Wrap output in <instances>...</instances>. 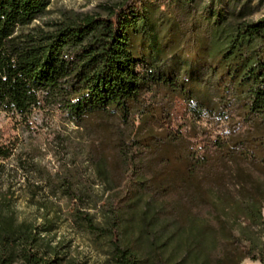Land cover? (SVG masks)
<instances>
[{
	"label": "trees",
	"instance_id": "16d2710c",
	"mask_svg": "<svg viewBox=\"0 0 264 264\" xmlns=\"http://www.w3.org/2000/svg\"><path fill=\"white\" fill-rule=\"evenodd\" d=\"M53 1L0 0V111L57 115L77 131L54 134L60 149L47 152L70 156L59 171L32 162L36 189L97 230L82 207L91 203L115 264H149L164 252L168 261L190 255V264H264V17L247 21L226 0H122L105 16L33 27ZM156 89L181 97L198 122L225 127L212 171L192 168L160 189L157 148L170 141L156 126ZM15 156L0 138V179ZM15 199L0 187V264H60L41 254L55 227L50 207L41 205L38 228L20 220Z\"/></svg>",
	"mask_w": 264,
	"mask_h": 264
},
{
	"label": "rangeland",
	"instance_id": "374dc122",
	"mask_svg": "<svg viewBox=\"0 0 264 264\" xmlns=\"http://www.w3.org/2000/svg\"><path fill=\"white\" fill-rule=\"evenodd\" d=\"M122 0H54L46 13L34 22L33 27L49 29V24L60 22L64 15H100L105 16V8ZM237 12L246 13L245 20L257 21L264 17L263 0H226V4ZM156 126L170 141L169 145L157 148L162 164L155 170L160 174L156 188H167L184 181L192 168L201 172L215 168L216 156L224 153L223 144L225 127L222 123L203 119L198 122L190 113L188 105L176 94L166 89H156L154 95ZM77 137L76 129L64 125L56 115L50 120L39 112H34L28 120H22L12 114L0 111L1 142L14 147L15 157L3 164L0 187L12 189L16 194L15 208L20 220L35 221L38 228L43 222L45 212L42 204L50 209L48 217L55 223L51 235L43 237L41 254L48 258H60V264H115V251L109 232L104 231L102 214L92 210L91 203L82 207L93 215L97 230H93L80 220H76L63 200L48 194L47 189H36L37 180L29 170L32 162L47 166L52 172L60 170V165L70 163L67 153H58L56 158L48 153L49 147L60 149L53 143L54 134ZM33 147L40 149L35 158L29 154ZM89 167L88 163H85ZM86 176L94 183V195H103L102 186L95 181L90 169ZM61 208L59 210L58 208ZM47 252V253H45ZM168 252L160 253L149 264H190V255H176L171 261ZM242 264H260L249 260Z\"/></svg>",
	"mask_w": 264,
	"mask_h": 264
}]
</instances>
